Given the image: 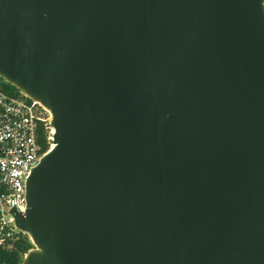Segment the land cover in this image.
Segmentation results:
<instances>
[{
	"label": "water",
	"instance_id": "1",
	"mask_svg": "<svg viewBox=\"0 0 264 264\" xmlns=\"http://www.w3.org/2000/svg\"><path fill=\"white\" fill-rule=\"evenodd\" d=\"M0 76L53 129L19 264H264V0H0Z\"/></svg>",
	"mask_w": 264,
	"mask_h": 264
},
{
	"label": "built area",
	"instance_id": "2",
	"mask_svg": "<svg viewBox=\"0 0 264 264\" xmlns=\"http://www.w3.org/2000/svg\"><path fill=\"white\" fill-rule=\"evenodd\" d=\"M48 116H44V114ZM50 112L21 90L0 89V251L10 249L20 233L10 211L26 209V181L41 157L39 127L50 129ZM52 133V132H51Z\"/></svg>",
	"mask_w": 264,
	"mask_h": 264
},
{
	"label": "trees",
	"instance_id": "3",
	"mask_svg": "<svg viewBox=\"0 0 264 264\" xmlns=\"http://www.w3.org/2000/svg\"><path fill=\"white\" fill-rule=\"evenodd\" d=\"M0 89H3L7 92L13 93L18 92L19 89L16 88L11 83L7 82L4 78L0 76ZM49 129L44 127H39L38 131V142L41 146L42 151H46L49 148L48 143V133ZM26 233H20L19 238L14 242L13 246L10 249H3L0 251V264H19L25 254L33 248L32 243L29 240L28 236H23Z\"/></svg>",
	"mask_w": 264,
	"mask_h": 264
},
{
	"label": "rangeland",
	"instance_id": "4",
	"mask_svg": "<svg viewBox=\"0 0 264 264\" xmlns=\"http://www.w3.org/2000/svg\"><path fill=\"white\" fill-rule=\"evenodd\" d=\"M44 116L46 117V116H48V115L45 113V114H44ZM51 132H52V128H50V129H49V132H48V133H49V135H50V137L52 136V133H51ZM23 236H25V237H26V236H28V235H27V234H24ZM28 237H29V236H28ZM29 240H30V242L32 243V241H31L30 237H29ZM32 245H33V243H32ZM33 247H35V246L33 245Z\"/></svg>",
	"mask_w": 264,
	"mask_h": 264
},
{
	"label": "bare ground",
	"instance_id": "5",
	"mask_svg": "<svg viewBox=\"0 0 264 264\" xmlns=\"http://www.w3.org/2000/svg\"><path fill=\"white\" fill-rule=\"evenodd\" d=\"M52 132H53V129H52Z\"/></svg>",
	"mask_w": 264,
	"mask_h": 264
}]
</instances>
